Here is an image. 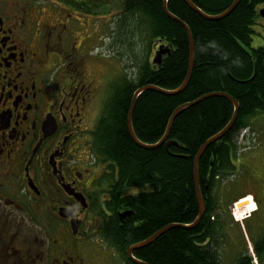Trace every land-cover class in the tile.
<instances>
[{
	"label": "flooded vegetation",
	"instance_id": "flooded-vegetation-1",
	"mask_svg": "<svg viewBox=\"0 0 264 264\" xmlns=\"http://www.w3.org/2000/svg\"><path fill=\"white\" fill-rule=\"evenodd\" d=\"M110 12V0H0V264H134L94 136L112 62L93 44ZM248 123L204 191L201 246L217 264H264V114ZM242 199L255 207L237 222Z\"/></svg>",
	"mask_w": 264,
	"mask_h": 264
},
{
	"label": "trees",
	"instance_id": "trees-1",
	"mask_svg": "<svg viewBox=\"0 0 264 264\" xmlns=\"http://www.w3.org/2000/svg\"><path fill=\"white\" fill-rule=\"evenodd\" d=\"M191 1L209 16L219 15L233 2ZM163 2L126 0L124 14L145 16L148 40L164 43L170 51L161 65L143 60L134 76L123 74L112 83L94 133L97 154L109 164L111 204L130 211L123 223L114 226L113 234L123 237L125 252L164 227L176 225L135 251L134 256L147 264H217L211 248L201 246L204 231H209L203 228L204 216L195 228L180 226L192 224L199 211L195 156L205 142L228 125L234 114L233 103L212 96L185 108L173 122L168 147L163 144L155 149L142 148L132 140L127 128L129 108L139 88L150 85L173 91L183 84L188 73L187 32L165 13ZM260 6H264V0H240L225 18L209 20L183 0H168L169 12L189 27L193 37L192 76L187 88L177 95L146 90L135 104L133 130L142 143L152 145L164 136L173 112L181 105L212 93H227L238 101L234 126L211 144L200 159L202 196L205 189L216 187L218 174L233 168L229 152L238 133L249 125L248 119L264 114V42L252 47L253 37L258 34L255 27Z\"/></svg>",
	"mask_w": 264,
	"mask_h": 264
},
{
	"label": "water",
	"instance_id": "water-1",
	"mask_svg": "<svg viewBox=\"0 0 264 264\" xmlns=\"http://www.w3.org/2000/svg\"><path fill=\"white\" fill-rule=\"evenodd\" d=\"M183 1L193 11H195L196 13L200 14L202 17H204L206 19H209V20H220V19L225 18L226 16H228L236 8V6L238 5V3L240 2V0H233V2L230 4V6L224 12H222L219 15H216V16H209V15H206L204 12H202L191 0H183ZM167 2H168V0H164V2H163V8H164L165 13L169 17H171L172 19H174L177 22H179L185 28V30L187 32V35H188V38H189V43H190V60H189L188 73L186 75V78H185L183 84L178 89H176V90H173V91H165V90H162L160 88H157V87L148 85V86L139 88L134 93V96H133V99H132V102H131V105H130V108H129V112H128V118H127V128H128V132L130 134V137L132 138V140L138 146H140L142 148H145V149H155V148L160 147L163 144H166V146L168 147L167 140L169 138L170 131H171V128L173 126V122H174L175 118L177 117V115L180 112H182L185 108H187L189 106H192V105L198 103L199 101L203 100L204 98L212 97V96L226 98V99L230 100L233 103V105H234V114H233L232 119L228 123V125L221 132H219L217 135H215L214 137L210 138L207 142H205V144H203L201 146V148L199 149L197 155L195 156V159H194V183H195L196 198H197V202H198V208H199L198 210L199 211H198V215H197L196 220L192 224L187 225V226H180V227H183V228L192 229V228H195L200 223L201 219L203 218V216L205 214V203H204V199H203L202 192H201V188H200V182H199V163H200V159H201L203 153L205 152V150L211 144H213L214 142L219 141L229 130L232 129V127L234 126V124L236 122L237 116H238L239 103H238V101L235 98H233L232 96H230L227 93H212V94L203 96L202 98L198 99L195 102L186 103L184 105H181L180 107H178L173 112V114H172V116H171V118L169 120V123L167 125V128H166V131H165L164 136L157 143L152 144V145H147V144L142 143L137 138V136H136V134H135V132L133 130L132 120H133V112H134V108H135V104H136V101H137L138 96L142 92H144L146 90H156V91H159V92L164 93V94H167V95H177V94L183 92L187 88V86H188V84L190 82L191 76H192L193 68H194L195 48H194V41H193L192 34L190 32V29H189V27L182 20L178 19L177 17H175L174 15H172L169 12V10L167 8ZM260 15L262 17H264V9H261L260 10ZM169 51H170V48L168 46L160 45L159 48H158V50L155 53L154 58H153V63L156 64V65H161L162 64L163 57L166 54H168ZM129 215H130V211H127V212L122 213L120 215V217L123 219V218H125L126 216H129ZM173 227H177V226L176 225L166 226L163 229H161L160 231L154 233L148 239H146V240H144L142 242H139V243H136V244H133V245L129 246L127 248V250H126V253H127L128 257L134 262V264H147V263H145L143 261H140L136 257H134V255H133L134 252L137 251V250H139V249H141V248H143V247H146L149 244H151L163 232H165L166 230H168L170 228H173Z\"/></svg>",
	"mask_w": 264,
	"mask_h": 264
},
{
	"label": "rangeland",
	"instance_id": "rangeland-1",
	"mask_svg": "<svg viewBox=\"0 0 264 264\" xmlns=\"http://www.w3.org/2000/svg\"><path fill=\"white\" fill-rule=\"evenodd\" d=\"M110 2L109 31L99 42L93 44V47L95 53H97V51H102V53H104L107 49L109 50V52L106 53L108 54L106 57L112 62V65L107 84L112 85L119 75L126 74L127 76H134L141 61H152L158 49V45L166 46V44L158 41L150 42L148 40V21L141 13L134 16H126L124 14L123 11L126 0H110ZM261 9H264V7L260 6L259 15ZM263 24L264 17L260 15L255 27L256 32H260V30L262 32L261 26ZM262 44L263 41L261 36L259 34L254 35L252 47L255 48ZM107 94L109 96L110 92ZM131 191L137 192L138 190L131 189ZM247 209L252 210L253 206L250 205Z\"/></svg>",
	"mask_w": 264,
	"mask_h": 264
},
{
	"label": "bare ground",
	"instance_id": "bare-ground-1",
	"mask_svg": "<svg viewBox=\"0 0 264 264\" xmlns=\"http://www.w3.org/2000/svg\"><path fill=\"white\" fill-rule=\"evenodd\" d=\"M236 204H237L236 212L238 213V217L240 219H242L245 216V214L250 213L255 207L254 205H252L250 199L239 200L238 202H236ZM250 205L253 206L252 210L247 209V208H249Z\"/></svg>",
	"mask_w": 264,
	"mask_h": 264
},
{
	"label": "built area",
	"instance_id": "built-area-1",
	"mask_svg": "<svg viewBox=\"0 0 264 264\" xmlns=\"http://www.w3.org/2000/svg\"><path fill=\"white\" fill-rule=\"evenodd\" d=\"M234 216H235L236 220H239L238 213L236 212V208H235V211H234Z\"/></svg>",
	"mask_w": 264,
	"mask_h": 264
}]
</instances>
